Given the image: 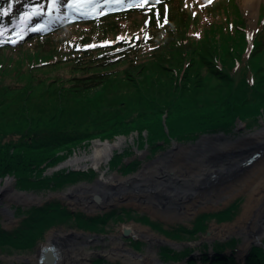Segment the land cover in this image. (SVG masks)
Here are the masks:
<instances>
[{
  "label": "trees",
  "instance_id": "obj_1",
  "mask_svg": "<svg viewBox=\"0 0 264 264\" xmlns=\"http://www.w3.org/2000/svg\"><path fill=\"white\" fill-rule=\"evenodd\" d=\"M32 1L36 0H0V28L8 27L7 35H0V51L28 43L22 40L11 44L8 35L15 31L21 10ZM164 3L165 0L146 2L145 6L152 11L149 33L142 31L140 22L131 27L135 32L130 33L112 29L119 28L115 23L110 26L117 32L115 38L105 45L100 39L89 36L83 38L76 51L65 49L59 55L48 56L47 65L66 64L72 70L82 71L71 77L70 83L71 78L57 77L45 83L34 74L27 82L18 84L0 79V176L15 174L17 186L23 189H56L76 181L80 173L61 169L42 174L34 168L56 165L68 156L60 152L70 151L72 145L94 138H112L121 132L137 130L141 133L144 129L148 131L147 142L151 146L178 136L194 140L201 133L213 132L219 127L228 130L238 118L262 113L264 70L261 65H257L253 73L239 72L240 57H220L209 44L187 52L183 49L184 43H174L176 40H169V35L159 46L154 34L163 33L170 24L169 16H164ZM156 16L161 19L160 23ZM105 18L93 21L97 23ZM52 34L33 33L28 40L44 43L54 39ZM94 87H99L97 93L92 91ZM135 163L128 165L122 161L120 169L129 172ZM239 203L236 199L225 208L201 212L191 227L179 225L161 229L175 237H182L184 233L192 236L204 230L210 218L218 222L232 219ZM19 211L23 215L15 227L0 226L1 248L31 247L45 229L66 222L70 217L79 226L98 230L100 227L96 225L111 215L87 216L70 211L58 201L31 205ZM142 218L155 224L147 216ZM237 244L236 236L212 241V253L204 252L201 261L203 264H240L235 258ZM166 252H171L168 257L172 259L191 256V250L175 252L163 248L162 258ZM245 264H264V238L261 244H252L247 250Z\"/></svg>",
  "mask_w": 264,
  "mask_h": 264
},
{
  "label": "rangeland",
  "instance_id": "obj_2",
  "mask_svg": "<svg viewBox=\"0 0 264 264\" xmlns=\"http://www.w3.org/2000/svg\"><path fill=\"white\" fill-rule=\"evenodd\" d=\"M146 1L79 0L78 5H74L73 0H61V2L55 0V3L53 0H38L35 3H26V8L20 12L15 31L8 35L9 40L19 42L26 37L27 32L20 33L22 29H29V34L53 33L54 39H49V41L41 43L36 40L30 41L28 40L30 38L27 37L23 41H28L25 45L20 46L16 44L13 48L0 51V79L8 84H18L27 82L28 79L35 76V78L44 79V82L47 83L53 77L66 80L79 75L82 72L81 70H72L66 64L47 65L45 59L50 55H59L65 49L78 50L79 43H82L84 37H95L104 42L102 45H105L106 42L115 38L114 34L117 32H113L112 29H117L121 33L135 32L131 27L133 25H139V22L142 25V31L149 33L148 23L151 19L152 11L145 6ZM163 8L165 18H168L169 15L170 24L167 25L163 33L158 31L154 34L159 46L162 45L165 41V36L168 35L169 40H176L174 43H184L183 49L187 50V52H190L191 49H202L205 44H209L215 48L217 55L220 57H226L227 55L240 57V61L238 62L239 72L248 71L249 73H253L257 65H261L264 70V0H260L257 3V9L253 17L247 13L242 0H211V2L210 0H168V3H164ZM106 10H117L116 12L118 13L110 15L97 23L92 20L93 18L107 14H102ZM76 12H81V16L79 17ZM156 18L157 22L160 23L161 19L158 16ZM115 23L119 28L113 27L110 29V26ZM7 28V26L1 27L0 35L6 36L5 31ZM99 47L92 46L95 49ZM205 74L207 77L209 76L206 71ZM70 82H72V78ZM15 86L12 87L14 88ZM92 91L97 93L99 87H94ZM263 121L264 109L261 114L255 117L238 118L230 124L228 130L219 127L213 131L214 134L220 133L221 135L218 138L212 137V141L206 145V148L209 149L210 153H216V141H224L226 138L234 140L238 137L245 136L260 128L263 125ZM166 131L168 130L166 129ZM119 136L125 137V143L120 148L114 150L107 162L102 163L101 167L106 170V173L113 171L122 175L133 173L141 168L144 162L159 156L165 157L177 144H192L200 138L198 136L194 140H191L181 136L177 138L171 137L170 140L168 139L161 145L151 146L147 142L148 131L144 129L141 133L137 130L127 133L121 132L112 138H94L90 142H81L77 145H72L70 151L64 149L60 152V154L68 153V156L56 165L44 166L43 164L34 168L35 172L41 171L42 174H50L53 171L61 169L80 173L76 181L66 183L56 189H41L38 191L23 189L17 186L15 174L6 173L0 176V180L5 177H11L12 185L16 190H29L40 194L42 198L41 201L36 202L38 204L48 201H58L64 203V206L67 208L72 209V212H82L87 216L111 213L105 222L96 225L100 227L98 230L95 227L79 226L74 218L70 217L66 222L54 224L45 229L42 237L31 247L13 250L0 247V264H36L33 260H23L18 257L22 254H38L40 251L38 244L44 241L45 234L53 227L60 228L66 233L70 231L75 233L74 240L72 237L68 240V243L70 241L72 243L70 248L73 258V263L71 262L69 264H156L154 257L159 262L158 264H203L200 256L205 254L204 252L208 254L212 253V250L208 247L212 241L224 240L222 239L224 237L236 236L238 244L235 254L241 259L245 258V253L249 250L253 240L262 241L264 232L260 230V220L254 221L257 218L256 213L258 212V208L261 214H264V204L262 201H259L257 207H253L250 213L252 215L245 219L244 222L232 224L239 218L243 211V204L247 198L245 187L247 185L251 187L250 183H253V181L257 184H264V170L256 178L251 175V167L256 168L261 162H264L258 154L248 161L254 154L252 152L249 154H240L239 157L242 158L241 163H237L236 165L233 162L229 165H234L233 167L224 165L238 158L237 153H228L221 159L218 156L216 158L217 161L215 160L214 163H212L213 161L211 162L208 173L198 174L199 176L190 177L185 181L181 177L180 179H168L163 174L161 165H149L152 171L149 173L147 180L155 182L161 181L164 178L166 179L164 183L174 184V187L176 186L180 191L183 189L187 191L186 193L189 198H192L194 195L193 203L198 207H195L193 210L187 208L191 202L185 197L176 196L177 198L175 197L174 201L170 200L168 198L169 193H166L167 190L163 192L165 193L162 194L163 197L161 195L154 196L159 197L158 200L161 201L160 208L154 210L148 209L136 202H121L108 207H96L89 211L79 204L72 206L69 203V199L66 200L50 195L66 190L68 187L80 182H93L98 176V171L93 167L89 165L85 167L72 165L60 167L61 164L75 153L89 152L94 141L97 139H101V141L115 140ZM193 157H197L202 164L206 163L204 159H201V156H196L195 153ZM122 161L128 165L133 161L137 163L133 165V170L123 172L120 169V163ZM168 165L170 164L167 163L163 166L169 167ZM224 167L227 170H222ZM210 168L213 171H210ZM198 170L199 168L196 166L189 169L192 173L194 171L198 172ZM194 178H198V181H195ZM250 179L253 180L248 184L247 181ZM141 195L147 197L146 193H139V195L136 194L134 197L137 198ZM261 195L263 194L261 193ZM236 199H239L240 203L232 219L219 222L214 218L207 220L205 229H209L210 231L212 230V225H220L221 229L217 233L211 232L210 234H205L204 229L199 230L192 236L184 233L182 237H175L161 229L165 228L169 230L179 225L191 227L197 214L225 208ZM5 203L12 210L14 216H11L13 218L10 220L11 222L8 221V216L1 211ZM164 203L166 204L165 207ZM30 204L35 205L34 203ZM30 204L14 200L6 201L1 196L0 226L5 229L15 227L23 215L19 209L31 206ZM143 216L149 217L155 224L147 223L142 218ZM131 221L147 227L154 235L146 233L144 229L142 230L145 233L142 234V231H140L137 235L125 234V231L118 229L121 223ZM225 224L232 225L230 227L222 226ZM65 244L69 249L67 241ZM163 248L172 249L175 252L186 249L191 250V256L172 259V257H168L171 252H166L165 257L162 258L161 251H163ZM56 254L59 255V251ZM129 254L131 255L129 256L131 260L126 257ZM58 255L56 257L57 259ZM152 255L154 256L153 258ZM44 257L43 252H41L38 258L44 261ZM188 258L194 261L191 262ZM51 259L54 258L51 257ZM60 259L61 257L58 260ZM58 260L57 262L59 263Z\"/></svg>",
  "mask_w": 264,
  "mask_h": 264
},
{
  "label": "bare ground",
  "instance_id": "obj_3",
  "mask_svg": "<svg viewBox=\"0 0 264 264\" xmlns=\"http://www.w3.org/2000/svg\"><path fill=\"white\" fill-rule=\"evenodd\" d=\"M260 0H242L243 6L246 9L247 13L251 15L252 17L255 15L257 3ZM213 138H218L219 135L214 136H203L199 138L195 143H190L188 145H182L177 144L176 147H173L169 153L165 157H156L151 162L146 163L144 162V165L141 169L134 172V174H130L128 176H123L115 171L111 173H106L105 169H102L101 165L102 163L107 162V160L111 157L114 150L117 148H120L125 143V137L119 136L115 140H104L101 141V139H97L94 141L92 148L89 152L84 151L80 153H75L73 156H71L68 160L63 162L60 167H65L72 165L76 167H85V166H91L95 170L98 171V176L96 177L94 182H80L78 184L72 185L71 187H68L66 190H63L61 192L52 193L50 195L57 196L62 199H69V203L72 206H75L79 204L84 209L87 210H93L96 208V205L100 206H109L112 204H118L121 202L124 203H138L142 206H145L148 209H158L160 208L159 205H161V201L158 200L159 197L156 196H162L164 191L166 193H169L168 198L172 201H174L176 196H182L187 198L191 204L187 208H190L191 210L195 209V207H198L196 204H194V195L192 198H189L187 196V191L179 190L176 186L174 187V184H167L166 179L162 178L161 181H145L149 177V173L152 171L151 167L149 165L154 164L155 166L161 165V169L163 174L168 179H180L182 178L183 181L189 179L193 176H199L200 174H206L209 172V167L211 162L214 163L216 158L220 156L219 159L222 157H225L228 153L235 152L238 154V158L233 159L231 163H226L224 166L233 167L234 165L229 166L233 162L241 163L242 158L239 157L240 154L243 153H254L257 152L258 156H260L264 161V121L263 125L256 129L253 132L248 133L245 136L238 137L234 140L231 139H225L224 141H216L217 143V149L216 153H210L209 149L206 148V145L212 141ZM215 143V142H214ZM208 151V152H206ZM195 153L196 156H201V159H204L206 161L205 164L200 163L201 161L197 157H193V154ZM213 154V155H211ZM247 154V155H248ZM217 161V160H216ZM230 161V160H229ZM170 164L169 167L163 166L164 164ZM198 167V172L194 171L193 173L189 171L192 167ZM252 166V165H251ZM258 166V165H256ZM255 166V167H256ZM252 168V177L256 178L258 174H261L264 170V162H261L260 165L256 168L253 166ZM210 171H213L212 168H210ZM222 170H227L226 167H224ZM199 174V175H198ZM165 180V181H164ZM195 181H198V178H194ZM253 179H250L247 181L249 184ZM128 183L130 185H138L136 187L137 191L139 189H144V191H139V193L147 194V197L144 195H141V197L135 198L134 196L137 194V192L132 191L133 187L129 188V190H125L127 188H124L121 186L122 184ZM143 185V186H142ZM251 187L248 185L246 188L247 198L244 201L243 204V211L239 218L232 224H239L244 222L245 219L249 218L252 214L251 210H253V207H257L259 201H262L264 204V184L256 183L253 181V183H250ZM114 189V190H113ZM103 190L109 191V193H106ZM138 193V195H139ZM261 193L263 195H261ZM4 198L6 201L14 200L24 203H36L41 201L42 196L37 193H25L20 192L16 190V188L12 185V179L11 177H5L4 179L0 180V197ZM143 196V197H142ZM260 196V197H259ZM174 197V198H173ZM96 198V199H94ZM177 198V197H176ZM255 203V204H254ZM164 203V207H165ZM257 209V208H256ZM2 213L6 214L8 216V221L11 222L13 218L10 215L9 208L7 207V203H5L1 208ZM256 213V220L260 223V230L264 232V214H261L260 209H257ZM260 212V213H259ZM262 215V216H261ZM235 216V215H234ZM261 217V219H260ZM232 224H225L222 226H228ZM211 232L217 233L221 228L220 225H212ZM121 231H127L128 233L132 235H137L140 231L141 233L144 230L148 234H152L151 231L138 223L135 222H127V223H121L120 227L118 228ZM144 229V230H142ZM260 233V232H259ZM44 241L40 242L38 244V247L40 251L38 254H22L20 259L23 260H33L35 262L39 261L38 257L42 252V249L45 248V250L48 247L54 248V259H51V262L56 263L57 260L61 257L58 264H69L73 263L72 253L70 245L72 244L71 241L68 243V240H70L69 237H72L74 240V235L70 236L65 231H62L60 228H50L48 232L45 234ZM256 237V236H254ZM256 239H258L256 237ZM66 241L69 249L66 247ZM59 251V255L56 254V252ZM58 255V259L56 258ZM131 256L130 254L127 257V259L131 260L129 258ZM154 256L152 255V258ZM154 261L156 264L159 262L154 257ZM56 263V264H57ZM41 264H46V262H43Z\"/></svg>",
  "mask_w": 264,
  "mask_h": 264
},
{
  "label": "water",
  "instance_id": "obj_4",
  "mask_svg": "<svg viewBox=\"0 0 264 264\" xmlns=\"http://www.w3.org/2000/svg\"><path fill=\"white\" fill-rule=\"evenodd\" d=\"M214 135H221L220 133H217V134H214L213 132H209V133H202L201 135H199L200 136V138L201 137H203V136H214ZM197 141V140H196ZM257 154V152H254V154L248 159V161H250L255 155ZM153 159H151V160H149V161H147L146 163H149V162H151ZM143 165H144V163L142 164V167H143ZM141 167V168H142ZM141 168H139V169H141ZM139 169H137L136 171H138ZM136 171H134V172H136ZM134 172L133 173H127L126 175H123V176H128V175H130V174H134ZM120 174V173H119ZM122 175V174H121ZM95 180H93V182H94ZM146 182L148 181V180H145ZM75 185V184H74ZM122 187H123V189L124 188H127V189H124V191L125 190H129V188L132 186V185H130V184H128V183H125V184H122L121 185ZM138 185H133L132 187H133V190L132 191H134V192H137V194L139 193V191H141L142 189H139L138 191H137V189H136V187H137ZM143 186V185H142ZM131 187V188H132ZM144 189L145 188H143V190L142 191H144ZM114 190V189H113ZM18 191H20V192H25V193H35V192H32V191H27V190H18ZM103 191H105L106 193H109V191H107V190H103ZM129 191H131V190H129ZM145 192V191H144ZM147 193V192H146ZM141 197V196H140ZM94 199H96V198H94ZM61 204H63L64 205V203H62V202H60ZM30 204V203H29ZM35 205L36 204H38V203H34ZM31 205V204H30ZM39 205V204H38ZM109 206H111V205H109ZM95 207H105V206H100V205H96ZM107 207V206H106ZM69 209V208H68ZM70 211H73L72 209H69ZM9 211H10V215L12 216V217H14L13 216V213H12V210L11 209H9ZM89 211H91V210H89ZM205 231V234H210L211 233V231L209 230V229H205L204 230ZM125 234L126 233H128L127 231H125L124 232ZM129 234V233H128ZM68 235H70V236H72V235H74V232L73 231H70L69 233H68ZM70 238V237H69ZM226 237H224V238H222V239H225ZM227 239V238H226ZM261 242L262 241H260V240H253L252 241V244H261ZM43 255L45 256L44 257V261L43 260H41V259H39V261H37L36 262V264H41V263H43V262H46V264H56V263H53V262H51V257H53L54 258V253H55V251H54V248L53 247H48L46 250H45V248L43 249ZM58 264V263H57Z\"/></svg>",
  "mask_w": 264,
  "mask_h": 264
},
{
  "label": "snow or ice",
  "instance_id": "obj_5",
  "mask_svg": "<svg viewBox=\"0 0 264 264\" xmlns=\"http://www.w3.org/2000/svg\"><path fill=\"white\" fill-rule=\"evenodd\" d=\"M53 2L55 3V0H53ZM210 2H211V0H210ZM73 3H74V5H78L79 4V0H73Z\"/></svg>",
  "mask_w": 264,
  "mask_h": 264
}]
</instances>
